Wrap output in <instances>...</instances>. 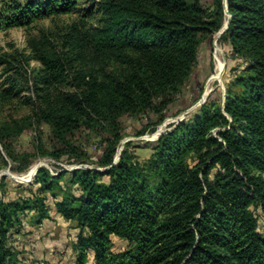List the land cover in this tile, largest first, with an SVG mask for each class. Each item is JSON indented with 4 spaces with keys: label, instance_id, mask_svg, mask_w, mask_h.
<instances>
[{
    "label": "trees",
    "instance_id": "16d2710c",
    "mask_svg": "<svg viewBox=\"0 0 264 264\" xmlns=\"http://www.w3.org/2000/svg\"><path fill=\"white\" fill-rule=\"evenodd\" d=\"M98 4L100 24L61 53L31 40L43 74L33 78L30 102L68 154L77 151L67 139L76 129L107 133L96 161L104 169L74 171L78 196L56 194L62 174L42 168L37 192L6 199L3 176L0 264H22L11 238L27 213L36 225L50 217L48 192L77 230L73 264H264V0H225L230 18L220 39L242 66L233 71L223 102L209 99L194 118L173 123L144 164L129 149L115 161L120 118L149 113L164 120L191 76L202 39L222 28L224 0H213L212 10L202 0ZM77 5L0 0V31L71 13ZM53 84L63 88L52 93ZM11 87L23 89L17 81ZM113 236L126 247L115 251Z\"/></svg>",
    "mask_w": 264,
    "mask_h": 264
},
{
    "label": "rangeland",
    "instance_id": "374dc122",
    "mask_svg": "<svg viewBox=\"0 0 264 264\" xmlns=\"http://www.w3.org/2000/svg\"><path fill=\"white\" fill-rule=\"evenodd\" d=\"M98 2L78 0L76 9L71 13L51 16L29 27L0 31V130L5 131L4 137L0 138V182L5 176L6 199L27 195L30 189L37 192L39 185L34 181L42 168H46L55 177L62 174L59 179L61 189L54 191L59 196L80 194L78 186L71 182L76 169H104L96 161L104 150L107 133L84 127L76 129L67 139L77 151L68 154L65 145L54 138L49 125L35 118L30 102L33 100V78L43 74L42 64L35 58V52L30 47L31 40H39L44 49L61 53L67 42L77 43L80 35L100 24L104 15ZM202 4L207 10L214 9L213 0H202ZM227 19L228 15L225 16L223 26ZM219 31L210 38L202 39L191 76L165 111L164 120L149 113L124 115L120 118L123 139L118 152L129 149L144 164L159 136L168 132L173 123L194 118L209 99L223 102L226 90L235 76L233 71L240 68L242 63L231 55L228 44L220 39ZM216 54L223 58L224 70L219 79H212L216 72ZM16 81L23 86L19 93L12 91L11 84ZM60 88H63L61 84H53L50 91L53 93ZM144 126L146 129L140 133ZM35 166L39 170L32 175V179L24 180ZM44 195L52 214L48 219L54 221V228L46 232L36 229L32 214L27 213L22 217L23 229L11 238V244L20 253L22 264H73L75 255L71 242L75 233L74 223L57 213L56 199L49 192ZM255 212L261 228L263 218L260 210ZM112 240L115 251L126 247L125 240L116 236Z\"/></svg>",
    "mask_w": 264,
    "mask_h": 264
},
{
    "label": "bare ground",
    "instance_id": "6f19581e",
    "mask_svg": "<svg viewBox=\"0 0 264 264\" xmlns=\"http://www.w3.org/2000/svg\"><path fill=\"white\" fill-rule=\"evenodd\" d=\"M219 50V49H217ZM221 53V52H220ZM223 70H224V62H223V58L219 57L216 54V72L215 74L212 76V79H219L221 77V75L223 74ZM213 81V80H212ZM37 169V166H35L30 172L29 174L24 178V180H31L32 179V175L34 174L35 170Z\"/></svg>",
    "mask_w": 264,
    "mask_h": 264
},
{
    "label": "crops",
    "instance_id": "0c3cea01",
    "mask_svg": "<svg viewBox=\"0 0 264 264\" xmlns=\"http://www.w3.org/2000/svg\"><path fill=\"white\" fill-rule=\"evenodd\" d=\"M51 215V217H52V214H50ZM54 223V221H51V220H49V219H46V220H44L43 222H42V224H40V225H37L36 226V229H38V230H40V231H44V232H46V231H48V230H50V229H52V228H54L53 226H52V224ZM73 230L75 231V233H74V237L72 238V242H71V244L75 241V235H76V228H73Z\"/></svg>",
    "mask_w": 264,
    "mask_h": 264
},
{
    "label": "water",
    "instance_id": "95a60500",
    "mask_svg": "<svg viewBox=\"0 0 264 264\" xmlns=\"http://www.w3.org/2000/svg\"><path fill=\"white\" fill-rule=\"evenodd\" d=\"M224 5H225V11H224V12H225L226 15H228V19L226 20L224 26L220 29L218 35L222 34V33L226 30V28H227V26H228L229 18H230L229 12H228V10H227V8H226L225 0H224ZM120 152H121V151H119V152L117 153V158H116V160L119 158ZM116 160H115V161H116ZM38 170H39V169H38V167H37V169L35 170L34 173H36Z\"/></svg>",
    "mask_w": 264,
    "mask_h": 264
}]
</instances>
